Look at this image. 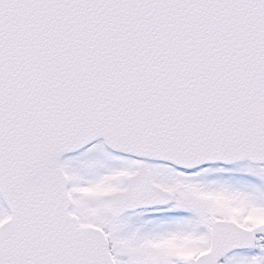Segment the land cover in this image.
<instances>
[{"label":"snow or ice","instance_id":"obj_1","mask_svg":"<svg viewBox=\"0 0 264 264\" xmlns=\"http://www.w3.org/2000/svg\"><path fill=\"white\" fill-rule=\"evenodd\" d=\"M0 264H264V0H0Z\"/></svg>","mask_w":264,"mask_h":264}]
</instances>
